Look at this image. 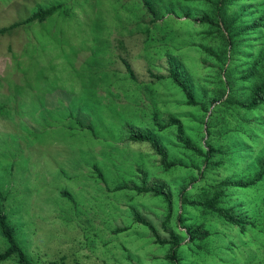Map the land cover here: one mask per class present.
<instances>
[{"label": "rangeland", "instance_id": "obj_1", "mask_svg": "<svg viewBox=\"0 0 264 264\" xmlns=\"http://www.w3.org/2000/svg\"><path fill=\"white\" fill-rule=\"evenodd\" d=\"M233 1L230 11L248 4L240 16L241 24H248L259 0ZM135 2L0 0V27L39 7L60 4L43 22L30 21L0 35V102L10 92L20 97L12 103L18 107L0 113V204L14 240L32 264L61 259L65 264H174L167 258L172 250L175 264H264V182L245 188L221 185L223 179L255 171L254 165L246 170L242 155L247 161L264 154V120L259 122L264 107L251 114L231 103L215 107L219 98L207 102L219 86L216 77L225 75L216 73L205 51L204 45L217 42L206 34L200 15L196 12L191 23L167 12L151 23L143 4L135 9ZM263 28L241 32L234 66L247 64L264 48ZM169 59L178 62L181 78L188 76L200 87L193 88L197 105L187 104L169 76ZM27 67L24 77L21 70ZM235 69L231 89L235 98L244 99L249 84L236 77ZM149 70L164 76L156 79ZM245 114L253 131L239 129ZM170 117L179 118L185 137L205 151L211 144L233 152L207 161L196 158L178 143L175 124L158 128L157 122ZM131 130L148 133L165 148L172 165L166 168L148 141L128 139ZM239 143L250 151L237 152ZM154 182L168 186L171 210L161 195L134 189ZM204 190L210 195L223 190L220 202L235 205L244 229L199 205L182 203V195L201 199ZM135 213L161 239L168 240L172 232L179 245L158 243ZM195 226L207 233L190 240L188 229ZM7 246L0 232V252ZM0 264L19 263L12 257Z\"/></svg>", "mask_w": 264, "mask_h": 264}, {"label": "trees", "instance_id": "obj_2", "mask_svg": "<svg viewBox=\"0 0 264 264\" xmlns=\"http://www.w3.org/2000/svg\"><path fill=\"white\" fill-rule=\"evenodd\" d=\"M137 1L138 2H135L136 4L134 3L135 9L139 7L137 3L138 4L142 3L143 7L145 8L146 12L151 18L150 19L151 23L156 21L159 18V16H163L167 12H171L172 14H176L177 16L184 15L187 19L190 20L189 22L191 23L193 22L191 20L192 19L191 17L194 16L196 12L200 15L198 21L204 26L208 27L206 30V34H213V36L211 37L217 42L215 45L211 44L212 46L204 45V46H208V48H206L205 51H208V53L211 54L212 58L214 59L213 66L217 68L216 73L219 74L221 70L224 71V75H225V78L216 77L215 85L218 83L219 86L213 92L214 94H212L211 97L207 99V102L209 101L212 104L214 101H216L219 98L220 103L215 105V107L216 106L219 107V105L221 106L222 104L227 105L231 103V105L233 106L236 105L237 107L243 110L247 109L249 112H251V114L259 112L260 109L264 107V48H261L259 50V53L257 51V54L252 59L250 58L247 64H240V65L237 64L236 66L233 65V62L235 61L234 58L236 56L237 49H240V45H241L240 43L241 32L247 29H251L253 30V32L256 33V32H260L261 27H264V0H259L260 6L257 10V14L251 17L250 20L248 21L249 23L246 25L241 24L240 22V16L245 12V9L248 7V4L245 2L238 4L236 6L237 9H235L234 11H230L229 7L231 3L233 5L234 3L233 0H137ZM59 6L60 4H55L45 9L39 7L38 9H36V11H34L31 15H29L25 19L21 21H14L12 24L0 27V35L10 34L14 29L19 27L20 25L24 23H28L30 21L37 20L39 23L43 22L44 19L52 15L56 11V8ZM133 13L134 12L132 11L126 18L131 19ZM164 21L166 22V20ZM165 22L162 23L163 27L162 26L161 27L162 29L167 30L168 26L167 27L165 26L166 25ZM146 32L147 33L149 32V28L146 29ZM204 46L199 45L201 49ZM203 49H205V47ZM169 63H170L169 76L184 92L187 104L197 105L199 102L196 100V97L194 96L193 88L198 87V84H196L193 81V79H190L188 76H186L185 79L181 78L180 70H179L180 68L179 66H177L178 62H174L173 59H169ZM124 64L130 77L135 78L134 71L132 70L131 66L127 62H124ZM234 67L236 69L238 68L239 70L238 76L236 77H238V79L240 78L239 79L240 81H245L246 83L249 84L248 88H244L245 91H248V95L244 99L240 97L235 98L233 90L231 89V82H232L231 78L234 75L232 69H234ZM21 71L23 73L22 76L28 77L29 75L28 67L23 68ZM149 71L150 74L153 75L156 79H160L164 76L162 74H153L151 70ZM16 89H18V87L15 86V90ZM198 89H200V87H198ZM226 89H229V91L227 92L228 94L226 93ZM225 94H227L226 97L223 100H221ZM19 100L20 97L18 96L17 93L10 92L9 95L6 97V102H0V113L7 115L9 111L4 110V108L18 107V104L16 106H12V105H14L15 102ZM14 113H17V110H14ZM154 118H156V116ZM246 119H248L246 114H245V118L244 115L243 117L239 118L240 120L239 123L240 122L242 123L241 125H239V129L242 131H248L252 129L251 124H249ZM263 120L264 119L260 120L259 122H262ZM172 124H175L177 126L176 139L178 143H181L185 149H190L193 152V154L196 156V158L200 157L202 159L203 157L207 161L212 155L215 154L222 155L228 153V151L229 153L230 151L231 153L233 152V150H231L230 147H228V149H226L227 151H225L221 148V146L216 148L211 144L209 145V148L205 151L203 148L192 143V141L188 137H185L181 120L177 117H170L168 121L165 123L157 122L159 129L165 128ZM243 125H247L250 127L244 128ZM42 127L44 128V124H42ZM257 133L258 132L255 131V134ZM248 134L250 135V132ZM219 136L220 137L222 136V138L224 137V135L222 134V129L219 130ZM253 137L254 135L252 136V139ZM128 139L133 141H148L152 149L158 155L161 156L162 162L165 164V167L167 168L172 165V163L166 162L165 148L162 147V145H160L155 139L151 138L150 135L145 131L131 130ZM241 145L242 147L241 146L239 147L238 145L235 147V150L237 152L250 151V149L249 148L247 149V147L244 144ZM251 154L252 152L248 155ZM263 155H264L263 153L258 154L257 157L255 156L254 158L248 159L247 161L244 160V155H242L243 162H245L246 164V170L247 167H249L250 168L249 171H251V167L254 165L255 171L253 173H249L245 171L244 176L242 178L230 177L223 179L221 185L232 186L235 188H239V187L245 188L251 185H255L257 183L264 182ZM208 162L213 166L217 165V163L214 161L209 160ZM122 187L124 186H121L120 188ZM134 189H136L138 193H152L153 195H161L167 202L168 209L169 210L172 209L171 191L169 190L168 186L164 184V182H154L150 185H147L145 183L140 186H135ZM203 192L204 193L202 194L203 196L201 197V199H191L188 198L187 196L182 195L181 201L183 204L188 203V204L199 205L203 207L205 210L211 212L212 214L220 216V218L224 219L225 221L230 222L231 224H238L240 229L242 230L244 229V223L246 224V222H244L241 219V217L238 215V213L235 211V205L228 206V204H223L222 202H220V197L222 195L223 190L214 191V193H212L211 195L208 194V192L205 190ZM61 193L66 197H71L70 194L65 190H62ZM168 216L169 213L167 214V217ZM135 218L136 220L146 224V226L156 236L158 243L169 242L171 243L173 248L179 245L180 242L178 240V237L174 235L172 232L170 233V238L168 240L161 239L156 234L155 228L149 222H147L144 217H142L139 213H135ZM123 229L125 228H116L114 232ZM188 230L189 232L191 231L190 240L199 237L201 234L204 235L205 233H207L201 230V226H195L193 229L190 228ZM0 232L8 241L7 248L4 251L0 252V261H4L12 257L15 259L16 257L17 262L19 264H32V262L26 258L22 249L15 242L13 237L14 234L13 227L8 223L7 216L5 215L3 211V206L1 204H0ZM174 252L175 251L172 250V252L167 255V258H169L175 264L176 255ZM51 264H65V263L63 262V259H61L60 263L57 261H52Z\"/></svg>", "mask_w": 264, "mask_h": 264}]
</instances>
